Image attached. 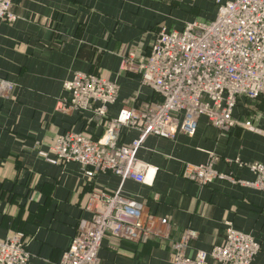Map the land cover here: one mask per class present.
<instances>
[{
	"label": "crops",
	"instance_id": "obj_1",
	"mask_svg": "<svg viewBox=\"0 0 264 264\" xmlns=\"http://www.w3.org/2000/svg\"><path fill=\"white\" fill-rule=\"evenodd\" d=\"M13 11L15 21L0 19V79L15 85L11 98L0 95V239L26 234L29 264H58L79 221L92 217L95 192L121 191L143 202L145 213L169 219L171 230L147 242L108 236L99 251L102 264H172V245L186 229L197 233L190 256L210 251L224 239L227 220L260 243L253 264H264V191L229 179L202 186L183 175L186 163L204 164L215 153L217 170L255 180L236 159L264 164V96L241 98L234 109L236 119H252L262 132L236 126L223 133L202 116L193 136L150 135L137 152L149 165L148 182L111 171L91 174L78 162L54 164L39 154L68 131L109 138L92 111L59 109L69 97L64 83L77 71L119 84L110 117L126 104L159 100L138 75L121 71L123 54L147 55L162 27L180 30L196 18H214L215 0H14ZM137 136L124 127L119 143Z\"/></svg>",
	"mask_w": 264,
	"mask_h": 264
},
{
	"label": "built area",
	"instance_id": "obj_2",
	"mask_svg": "<svg viewBox=\"0 0 264 264\" xmlns=\"http://www.w3.org/2000/svg\"><path fill=\"white\" fill-rule=\"evenodd\" d=\"M216 16L196 18L178 30L162 27L149 53H124L121 71L138 75L143 85L160 97L139 105L126 104L115 117L109 105L117 101L120 86L102 75L77 71L65 81L69 97L59 109L92 111L103 122L109 138L95 140L84 133L58 134L48 150L39 154L54 164L78 162L91 174L111 171L123 179L148 182V163L137 152L150 135L175 138L182 132L193 136L200 117L223 133L236 126L262 130L252 119L239 121L234 109L241 98L254 102L264 96V0H215ZM14 0H0V19L12 22ZM15 85L0 79V95L13 96ZM124 127L138 131L130 143H119ZM218 156L212 153L204 164L186 163L183 175L200 185L229 179L264 191V164L247 163L256 179L239 180L215 168ZM91 218L79 221L76 235L58 264H102L99 251L103 240L114 237L129 242H147L154 235H168L167 218L145 213L143 202L121 191H96ZM160 225V228H159ZM225 236L210 251H188L196 231L186 229L172 245V264H253L261 245L249 233L225 221ZM159 228V229H158ZM29 237L11 233L0 239V264H29Z\"/></svg>",
	"mask_w": 264,
	"mask_h": 264
},
{
	"label": "trees",
	"instance_id": "obj_3",
	"mask_svg": "<svg viewBox=\"0 0 264 264\" xmlns=\"http://www.w3.org/2000/svg\"><path fill=\"white\" fill-rule=\"evenodd\" d=\"M25 239L26 238H28V237H30V236H28V235H26V234H21Z\"/></svg>",
	"mask_w": 264,
	"mask_h": 264
}]
</instances>
